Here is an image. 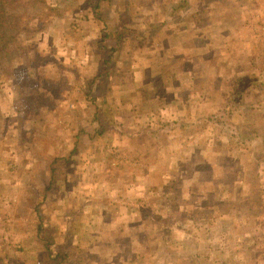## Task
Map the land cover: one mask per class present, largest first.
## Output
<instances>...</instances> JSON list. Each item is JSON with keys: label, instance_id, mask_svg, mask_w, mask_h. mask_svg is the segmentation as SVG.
I'll return each instance as SVG.
<instances>
[{"label": "crops", "instance_id": "obj_1", "mask_svg": "<svg viewBox=\"0 0 264 264\" xmlns=\"http://www.w3.org/2000/svg\"><path fill=\"white\" fill-rule=\"evenodd\" d=\"M149 1L153 5L136 16L138 25L123 14L122 33L128 35L114 30L121 42L110 49L108 65L106 57L89 56L86 71L95 69L96 84L106 87L102 96L93 94L95 114L101 99L113 110L110 128H93V140L78 142L82 116L74 103L68 106L71 93L77 95L68 69L58 76L68 81L61 91L42 87V95L52 97L57 107L42 105L39 113L30 112H35L32 119L46 115L40 132L47 137L42 147L51 158L33 156L25 164L32 168L41 162L45 186L24 197L14 187L16 176L13 187L9 182L6 204H0V245L8 244L9 254H0V264H162L163 257L173 264L176 253L178 260L193 259L196 252L188 246L194 244L206 246L196 255L206 260L210 246L223 255L226 245H234V252L225 254L232 259L237 257L236 246L251 249L264 241L262 208L243 213L240 207L223 204L242 198L252 182L257 186L253 194L264 201V128H249L243 143L240 128L231 132L194 126L231 112L226 100L219 104L215 97L225 92L226 67L231 65L222 58L235 48L248 51L242 49L248 45L242 41L247 30L241 25L258 15L250 17L245 6L254 11L264 4ZM113 36L110 33L106 43ZM260 36L252 38L258 41ZM78 49L80 56L88 54L80 47L74 52ZM233 69L230 83L237 85L240 64L234 62ZM260 85L257 80L253 88ZM258 107L254 104L250 115ZM232 113L241 114V108L234 105ZM227 134L232 142H226ZM54 135L57 141L51 140ZM38 195L45 197L40 215L32 199ZM209 197L220 200L210 206ZM4 226L9 238L3 237ZM232 229L236 233L230 239Z\"/></svg>", "mask_w": 264, "mask_h": 264}, {"label": "rangeland", "instance_id": "obj_2", "mask_svg": "<svg viewBox=\"0 0 264 264\" xmlns=\"http://www.w3.org/2000/svg\"><path fill=\"white\" fill-rule=\"evenodd\" d=\"M261 1L264 4V0ZM2 3V7L0 6V19L5 20L7 15L5 11L4 13L1 11L5 7L4 0H0V5ZM148 5H150L149 0H17V2L11 0L10 6L7 7L11 25L10 27H3L6 35L0 29V36L4 37L3 41L0 40V189L3 191L1 206L4 203L6 204L7 200L5 198L9 194V182L12 183V187L13 184H16L13 181V176L17 178V185H14V187L18 188V191L24 197L27 196L25 192L43 189L45 177L43 176L41 162L39 161L32 168L25 162L33 156L39 158L40 156L47 157V154H49L51 158V153H48L46 148L42 147V144L48 142L47 137H44L45 135L40 132V127L46 115H39L32 119L31 115L35 112L30 111L37 112L42 105L50 106L51 109L57 107L52 97L50 99L42 95V87H46L55 93L61 91L62 87L68 84L65 78L60 81L58 77L64 76V73H62L63 68L73 73L71 77L73 76V82L76 84L74 85V91H77V98L73 96L74 92L71 93L68 106H71V103L75 104V109L78 108V114L82 116L81 122H79L80 125L77 128L86 130V132H82V130L79 132L78 142L93 140L96 137L90 132L93 128L111 127V121L115 119L112 117L113 110H111V107L106 108L101 99H97L100 108L97 111L98 115L95 114L97 107L95 102L91 100L93 94L96 92L98 96H102L105 94L106 87L96 84L97 79L93 78V74H96L95 69L94 72L86 71L89 67V64H87L89 56L91 55L96 59L97 57H106L105 64L108 65L107 62L112 55L110 49L119 46L121 42L120 37L113 36L114 30L116 29L121 35L123 33L128 35L126 31L122 33L123 26L125 27L122 24L123 14L126 17L131 15L130 21L138 25L139 21L136 20V16ZM250 6L252 7L253 4L250 3ZM245 8L250 13V17L258 15L256 20L253 18L245 19L246 21L241 25L243 30H247L242 33L245 36L242 41L248 45V47H242V49L246 48L248 51H238L235 48L233 53L222 58L231 65L226 67L225 92L215 95L216 98L219 97V104L226 100L225 103L230 106L231 112L214 115L201 122H195L194 125L195 128H200L205 124L207 125L205 128H232L230 129L231 132L234 130L237 132V128H240L242 137L239 140H242L243 143L249 138V128H259L258 131H261L260 128H264V5L263 7L258 5L257 9L254 8V11H249L247 6ZM246 22L247 24L244 25ZM129 32L131 35L135 33L131 29ZM1 33L4 35H1ZM110 33L113 38L106 43ZM256 34L261 35L258 41L255 40V37L252 38V35L255 36ZM77 47H80L82 51H87L88 54L80 56V49L74 52ZM85 48L86 50H83ZM95 51L98 54H95ZM234 62L240 64V75L236 73L235 77L239 80L237 85L230 83L232 81L230 78L235 74ZM46 63L49 64L46 66ZM95 64L97 63L95 62ZM75 74L76 76H74ZM87 77H90V80H87ZM257 80L262 85L253 88ZM251 82L253 83L251 84ZM240 90H242L243 98L239 92ZM237 91L240 94H236ZM16 95L18 96L17 99H12ZM240 97L242 100H240ZM254 104L256 107L261 104L262 108L258 107L257 110L251 111L252 115H250L249 109L254 107ZM234 105L236 108H241V114L232 113ZM260 111L262 112L261 115L258 114ZM100 139H103V137ZM51 140L57 141V135H54ZM225 140L226 142H232L233 137L229 138V134H227ZM252 183L253 185L245 190L242 198L228 199L223 204L240 207L243 213H246L249 209H255L253 207L262 208L261 218L264 215V201L259 195L253 194L257 186L256 182ZM175 186L176 199L181 202L183 199L179 194V187L174 185V189ZM32 199L34 201L33 205L37 209L38 215H40V204L45 197L38 195ZM215 199L217 200L213 197L206 198L208 205L211 206L216 202ZM239 202L244 205H240ZM6 216H8V213ZM180 220H182V217H180ZM2 229L3 237L9 238L10 234L6 231L5 226ZM235 233L236 231L232 229L230 239H233ZM213 245H217L216 241L213 242ZM226 246L223 255L219 254L218 248L210 246V251H205L210 254V256L208 254V260H206L205 255L196 257L197 254L205 250L206 246L204 248L198 244L188 246L196 252L193 259L178 260V253H176L178 262L175 260L173 264H264V241L257 243L251 249L250 246H241L240 248L236 246V249H238L237 257L232 259H227L225 254L234 252L235 246ZM178 247L181 246L178 245ZM182 250L190 251L186 247H182ZM0 254H6L8 258V244L6 247L0 245ZM179 258H183V255H179ZM162 264H168L164 257Z\"/></svg>", "mask_w": 264, "mask_h": 264}, {"label": "trees", "instance_id": "obj_3", "mask_svg": "<svg viewBox=\"0 0 264 264\" xmlns=\"http://www.w3.org/2000/svg\"><path fill=\"white\" fill-rule=\"evenodd\" d=\"M16 2H17V0H15ZM4 3H5V7H4V10H1L2 11V13H4V11H5V13H6V15H7V18L4 20V19H0V23H4V24H0V29H2L3 30V27H10V23H9V21H10V19H9V14H7L8 13V10H7V7L8 6H10V4H11V0H4ZM2 5H3V3L0 5L1 7H2ZM3 32H4V34L6 33L5 32V30H3ZM3 33H1V35H4ZM6 35V34H5ZM3 39H4V37H2V36H0V40L1 41H3ZM7 39V38H6Z\"/></svg>", "mask_w": 264, "mask_h": 264}]
</instances>
